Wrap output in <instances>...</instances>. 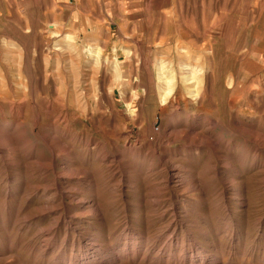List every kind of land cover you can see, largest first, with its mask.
Here are the masks:
<instances>
[{"label": "rangeland", "instance_id": "374dc122", "mask_svg": "<svg viewBox=\"0 0 264 264\" xmlns=\"http://www.w3.org/2000/svg\"><path fill=\"white\" fill-rule=\"evenodd\" d=\"M119 253L264 264V0H0V264Z\"/></svg>", "mask_w": 264, "mask_h": 264}, {"label": "bare ground", "instance_id": "6f19581e", "mask_svg": "<svg viewBox=\"0 0 264 264\" xmlns=\"http://www.w3.org/2000/svg\"><path fill=\"white\" fill-rule=\"evenodd\" d=\"M100 51V50H99ZM96 52V51H95ZM101 52V51H100ZM100 54L97 52V55ZM176 85H177V82H176V76L175 75H172L170 76L169 78L166 79V88L164 89V102H167V100L169 99V97L171 96V94L175 91L176 89ZM23 131V130H22ZM187 137H189L188 135H185ZM199 138V137H198ZM47 143V141H45ZM50 142V141H49ZM10 144L12 145H15V141L14 140H10ZM53 148V151L55 149V146L56 145H51ZM57 151V150H56ZM66 171V170H65ZM177 175V174H176ZM174 176V175H173ZM194 191V190H193ZM130 247L128 245H125L124 249L122 250L123 252L125 251H128ZM121 251V250H120ZM122 254V253H121ZM85 255H88V254H85ZM91 257V256H90ZM89 256H86V257H81V258H77L75 262H71L70 264H90L88 262H86L89 258ZM120 257V253L119 254H114L108 258H105V260L108 261V264H116V260L119 259ZM101 258V257H100ZM96 259V258H95ZM122 259V258H121ZM110 260V262H109ZM188 260H186L185 262H187ZM84 262V263H83ZM102 262L101 259H98L97 261L91 263V264H97V263H100Z\"/></svg>", "mask_w": 264, "mask_h": 264}]
</instances>
